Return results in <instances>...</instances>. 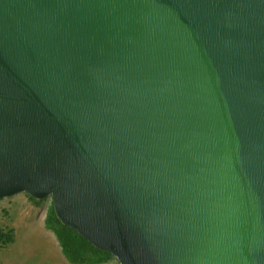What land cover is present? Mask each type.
<instances>
[{"label":"water","instance_id":"95a60500","mask_svg":"<svg viewBox=\"0 0 264 264\" xmlns=\"http://www.w3.org/2000/svg\"><path fill=\"white\" fill-rule=\"evenodd\" d=\"M22 192L120 264H264V0H0Z\"/></svg>","mask_w":264,"mask_h":264},{"label":"rangeland","instance_id":"374dc122","mask_svg":"<svg viewBox=\"0 0 264 264\" xmlns=\"http://www.w3.org/2000/svg\"><path fill=\"white\" fill-rule=\"evenodd\" d=\"M24 200L17 207L3 210L0 202V225L15 230V243L0 248V264H70L63 256L53 231L45 224L48 209L53 204L49 196L34 200L22 192ZM105 264H120L115 258Z\"/></svg>","mask_w":264,"mask_h":264},{"label":"trees","instance_id":"16d2710c","mask_svg":"<svg viewBox=\"0 0 264 264\" xmlns=\"http://www.w3.org/2000/svg\"><path fill=\"white\" fill-rule=\"evenodd\" d=\"M29 197L37 200L30 195ZM45 224L56 235L62 254L70 263L105 264L115 259L110 253L93 246L77 231L62 224L55 213L53 204L47 211ZM15 240V230L0 225V248L14 244Z\"/></svg>","mask_w":264,"mask_h":264},{"label":"crops","instance_id":"0c3cea01","mask_svg":"<svg viewBox=\"0 0 264 264\" xmlns=\"http://www.w3.org/2000/svg\"><path fill=\"white\" fill-rule=\"evenodd\" d=\"M22 193L16 194L11 197H6V198H1L0 202H6L4 207L2 208L3 210H8L13 207H17L19 203H22L24 200V197L21 196ZM50 230V229H49ZM54 233V232H53ZM12 245V244H11ZM64 256V255H63ZM65 257V256H64ZM66 258V257H65ZM67 260V258H66ZM68 261V260H67ZM69 262V261H68ZM70 263V262H69ZM72 264V263H70Z\"/></svg>","mask_w":264,"mask_h":264}]
</instances>
